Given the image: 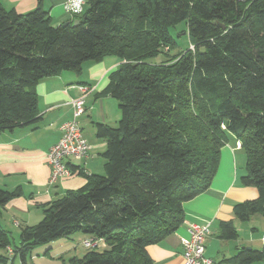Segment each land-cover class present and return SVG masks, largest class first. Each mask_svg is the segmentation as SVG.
I'll return each instance as SVG.
<instances>
[{
  "label": "trees",
  "instance_id": "obj_1",
  "mask_svg": "<svg viewBox=\"0 0 264 264\" xmlns=\"http://www.w3.org/2000/svg\"><path fill=\"white\" fill-rule=\"evenodd\" d=\"M182 23L190 45L174 54L171 30ZM112 55L123 60L109 86L121 118L96 123L107 140L104 172L44 203L19 246L0 224V264L18 255L27 264L36 246L75 234L105 246L87 247L73 264H154L148 247L183 223L184 202L210 187L232 140L246 156L242 185L258 191L235 214L264 218V0H86L57 25L42 6L20 13L0 0V133L37 121L41 79ZM22 194L0 186V210ZM223 234L239 236L231 223ZM228 260L264 261V244Z\"/></svg>",
  "mask_w": 264,
  "mask_h": 264
},
{
  "label": "crops",
  "instance_id": "obj_2",
  "mask_svg": "<svg viewBox=\"0 0 264 264\" xmlns=\"http://www.w3.org/2000/svg\"><path fill=\"white\" fill-rule=\"evenodd\" d=\"M64 2L2 0L6 8H14L20 13L42 6L49 11L56 25L75 19V15L65 9ZM122 62L118 57H106L99 62H86L81 73L63 70L41 79L35 86L38 95L37 121L0 133V186L8 190L21 187L23 193L0 210V224L10 234L13 233L12 226L21 233L24 226L39 222L43 218L44 203L69 190L81 188L87 183L88 175L104 172L106 159L103 153L107 140L97 135L96 123L117 125L121 118L118 101L110 95L109 86L111 72ZM83 88H86L85 92ZM83 95L86 109L78 117V122L91 146L89 155L81 159L67 158V165L76 172L51 182L48 152L60 139L62 124L74 117L70 100ZM245 165L246 156L239 141H229L222 147L218 170L210 187L184 202L185 219L173 233L148 247L154 264H185L183 241L190 236L189 229L197 223H210L205 255L221 264H233L228 259L242 247H255L257 243L260 248L264 244L263 217L254 214L241 219L235 214L237 203L258 197L255 187L244 186L240 181L246 171ZM227 223L237 228L239 236L236 239L224 236ZM261 223L263 228H260ZM104 246L105 243L100 240V247ZM253 264H264V261Z\"/></svg>",
  "mask_w": 264,
  "mask_h": 264
},
{
  "label": "built area",
  "instance_id": "obj_3",
  "mask_svg": "<svg viewBox=\"0 0 264 264\" xmlns=\"http://www.w3.org/2000/svg\"><path fill=\"white\" fill-rule=\"evenodd\" d=\"M86 0H65V9L73 15L83 12ZM84 92L86 88H83ZM74 108V117L64 122L61 126L62 134L48 152V161L52 168L51 182L58 181L61 177L73 175L75 172L67 165V158L81 159L87 157L91 146L83 135V129L78 122V117L85 112V96L70 100ZM190 236L184 239L185 264H221L205 255V241L210 233V223L194 224L190 229ZM86 247L100 245V240L93 238L83 239ZM9 253L13 250L8 248Z\"/></svg>",
  "mask_w": 264,
  "mask_h": 264
},
{
  "label": "rangeland",
  "instance_id": "obj_4",
  "mask_svg": "<svg viewBox=\"0 0 264 264\" xmlns=\"http://www.w3.org/2000/svg\"><path fill=\"white\" fill-rule=\"evenodd\" d=\"M183 28H185V25L182 23L179 24L178 27L171 30L172 35L178 40V46L172 50V53L174 54L179 52L180 50L186 49L190 45L188 36L181 34V30ZM107 57L119 58V56L115 55ZM161 58L162 55H159L158 57L151 59V61L159 62ZM261 219L262 221H264L263 218ZM257 224L258 222H256V226H258ZM260 228H263L262 223ZM17 231L18 228L12 226L13 233H11V239L13 241V245L15 244L16 246H19L20 233H18ZM83 237V234H75L71 238H62L49 244L36 246L32 250V254L28 255L27 264H73V257H83L88 252V248L82 241ZM254 246L255 248H258L259 245H257L256 243V245ZM10 254L12 255L13 252ZM8 264H23L21 256L18 255L17 257H15L14 262H12V260H9Z\"/></svg>",
  "mask_w": 264,
  "mask_h": 264
},
{
  "label": "water",
  "instance_id": "obj_5",
  "mask_svg": "<svg viewBox=\"0 0 264 264\" xmlns=\"http://www.w3.org/2000/svg\"><path fill=\"white\" fill-rule=\"evenodd\" d=\"M79 19H76L75 21H74V24H78L79 23ZM65 24H67V22H65Z\"/></svg>",
  "mask_w": 264,
  "mask_h": 264
}]
</instances>
